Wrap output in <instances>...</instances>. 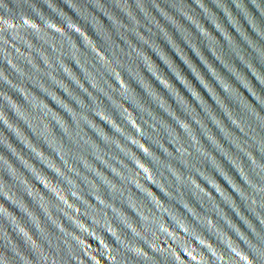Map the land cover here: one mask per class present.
<instances>
[{
	"label": "water",
	"instance_id": "95a60500",
	"mask_svg": "<svg viewBox=\"0 0 264 264\" xmlns=\"http://www.w3.org/2000/svg\"><path fill=\"white\" fill-rule=\"evenodd\" d=\"M0 264H264V0H0Z\"/></svg>",
	"mask_w": 264,
	"mask_h": 264
}]
</instances>
